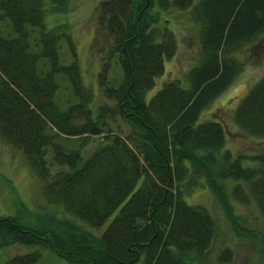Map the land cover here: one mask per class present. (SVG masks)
Wrapping results in <instances>:
<instances>
[{
  "label": "trees",
  "instance_id": "obj_1",
  "mask_svg": "<svg viewBox=\"0 0 264 264\" xmlns=\"http://www.w3.org/2000/svg\"><path fill=\"white\" fill-rule=\"evenodd\" d=\"M68 2L0 0V20L12 30L0 34V134L22 151L47 200L63 208L41 211L36 220L0 215V242L45 245L72 264H201L215 221L206 206L187 201L194 187L205 184L218 197L236 233L243 228L234 202L253 199L264 216V154L234 155L225 147L227 121L201 118L241 70L237 51L246 49L245 62H264V0H102L97 34L108 52L99 88L114 104L98 112L72 34L46 22L49 9L65 10ZM169 7L188 9L200 24L197 60L184 83L166 77L147 98L177 48L174 32L153 11ZM61 40L70 62L62 61ZM116 53L123 75L112 85L107 71ZM59 78L70 87L64 105ZM106 113L119 115L128 133L106 127ZM232 119L264 137V73L239 96ZM103 131L84 153L88 138ZM110 216L99 234L91 230ZM39 255L16 253L6 264H32ZM231 257L226 247L218 259Z\"/></svg>",
  "mask_w": 264,
  "mask_h": 264
},
{
  "label": "rangeland",
  "instance_id": "obj_2",
  "mask_svg": "<svg viewBox=\"0 0 264 264\" xmlns=\"http://www.w3.org/2000/svg\"><path fill=\"white\" fill-rule=\"evenodd\" d=\"M102 0H69L65 10H48L46 22L48 26H55L60 23L65 25L76 44V51L81 68V74L85 84L90 86L94 93L93 102L95 112H98L102 104H114L112 98H107L99 88V72L106 62L107 52L104 49L108 41L102 34H97L99 5ZM160 14V23H166L174 32L177 40V48L173 55L165 58L164 73L155 79L154 86L147 92V98L154 93L162 84L166 77H182L186 70L194 65L197 60L198 37L200 24L193 20L188 9L169 7L166 9L154 8ZM7 20H0V34L7 35L10 30ZM62 61L72 60L69 45L65 40L60 42ZM238 56L243 60L241 70L238 72L232 83L223 90L210 105L203 111V117H221L227 121L228 134L226 148H229L234 155L240 152L248 154H264V137H257L241 130L232 119L235 105L247 86L264 73V62L257 63L244 61L248 55L246 49L239 50ZM109 81L116 85L123 75V69L116 53L110 60V67L107 71ZM60 102L63 105L66 97L69 96V84L64 78H59ZM106 127L125 135L130 130V126L119 116L113 118L106 113ZM104 131L98 135L88 138L83 145V152L88 153L94 149L102 139ZM73 138V137H72ZM76 140L72 144L76 145L81 141V137L75 135ZM244 165L255 164L258 161L244 160ZM232 182V180H231ZM189 202H198L206 206L211 212L215 221V234L212 242L203 255L201 264H264V216L260 213L255 200L248 203L234 202V209L240 216L243 228L241 233L233 230L231 219L226 214L218 197L205 184H199L190 191L186 197ZM39 211V212H38ZM63 212L59 205L51 204L42 190V183L28 165L27 159L19 148L6 142L0 134V215L13 214L24 215L27 218L35 219L40 212ZM25 218V217H24ZM110 216L99 228L91 230L99 234L108 224ZM229 247L232 250L230 261L221 263L218 259L223 248ZM33 249L40 252L37 260L32 264H72L65 257L58 255L48 246H26L19 243L3 245L0 242V264H6L7 258L16 253H26ZM134 264H143L140 258Z\"/></svg>",
  "mask_w": 264,
  "mask_h": 264
}]
</instances>
